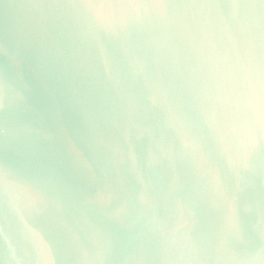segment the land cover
<instances>
[{
	"label": "water",
	"instance_id": "obj_1",
	"mask_svg": "<svg viewBox=\"0 0 264 264\" xmlns=\"http://www.w3.org/2000/svg\"><path fill=\"white\" fill-rule=\"evenodd\" d=\"M0 264H264V0H0Z\"/></svg>",
	"mask_w": 264,
	"mask_h": 264
}]
</instances>
